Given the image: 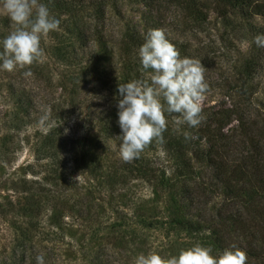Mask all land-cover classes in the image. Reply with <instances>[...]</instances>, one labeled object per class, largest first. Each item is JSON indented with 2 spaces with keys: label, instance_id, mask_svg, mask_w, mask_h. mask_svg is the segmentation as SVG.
<instances>
[{
  "label": "trees",
  "instance_id": "16d2710c",
  "mask_svg": "<svg viewBox=\"0 0 264 264\" xmlns=\"http://www.w3.org/2000/svg\"><path fill=\"white\" fill-rule=\"evenodd\" d=\"M120 1L138 19L113 32L75 0H43L60 20L41 40L43 57L25 69L30 77L0 71V264H36L37 255L59 264L51 253L63 246L81 264H133L194 245L264 264V48L254 43L264 0H166L173 21L161 0ZM211 24L233 52L223 102L201 106L197 128L178 129L165 114L162 139L123 161L117 89L147 79L137 55L146 34L163 30L191 59ZM11 28L0 16V41ZM84 94L107 105L89 113ZM27 151L32 160L19 165Z\"/></svg>",
  "mask_w": 264,
  "mask_h": 264
},
{
  "label": "clouds",
  "instance_id": "9594fccd",
  "mask_svg": "<svg viewBox=\"0 0 264 264\" xmlns=\"http://www.w3.org/2000/svg\"><path fill=\"white\" fill-rule=\"evenodd\" d=\"M0 11L7 14L12 26L9 35L0 41V71L25 70L39 62L44 55L41 40L59 28L60 20L42 0H0ZM254 43L264 48V33L257 35ZM137 55L147 79L119 84L117 89L119 155L125 162L139 158L154 139H162L168 123L165 114L172 116L178 129L184 124L197 128L203 119L201 101L207 91L201 62L181 59L163 30H149ZM23 75L30 77L32 73L25 70ZM46 119L42 117L41 123ZM183 134L185 139L193 138L187 131ZM35 261L46 264L43 255H37ZM245 261V254L239 250L224 249L213 255L212 249L194 245L167 259L154 252L141 253L133 264H245Z\"/></svg>",
  "mask_w": 264,
  "mask_h": 264
},
{
  "label": "rangeland",
  "instance_id": "374dc122",
  "mask_svg": "<svg viewBox=\"0 0 264 264\" xmlns=\"http://www.w3.org/2000/svg\"><path fill=\"white\" fill-rule=\"evenodd\" d=\"M79 3L81 9H88L86 15L96 16L98 19L97 25L99 27H106L107 29L117 31L120 27L119 20H123L124 24H127L132 18L138 19L136 14L137 8L132 5L131 2H127L128 6L120 0H75ZM43 2V0H42ZM163 10L166 18H170L169 21L175 20L174 15L177 13V7L172 5L166 0H161ZM135 12V13H134ZM0 16H7L6 13L0 11ZM214 16H212V20ZM172 27V26H171ZM218 32L213 24L210 25L208 30L203 36H201L200 42L196 44L197 49H203L201 53L197 51L193 60L200 61L204 70V78L207 84V91L204 94V99L201 101V106L209 107L221 105L224 98V89L227 85V81L232 74V65L230 58L233 57L231 52V45L224 41L218 40ZM235 49V48H232ZM1 79V77H0ZM43 95V94H42ZM44 101L41 96L40 100ZM82 103L86 106V111L89 113L98 114L106 105L107 102L99 96L94 98L92 94H84L81 98ZM48 101V100H47ZM86 103H85V102ZM0 103L2 101L0 100ZM3 110L0 108V114ZM85 127L89 126L90 118L87 116L83 119ZM44 123H41V125ZM32 133V130L29 131ZM31 153L25 152L19 158V165L25 164L31 161ZM2 171L0 172V175ZM3 175V174H2ZM60 247V246H59ZM60 249V248H59ZM108 250V249H107ZM49 251V250H46ZM48 255V254H47ZM51 257L58 259V263L62 264H81L80 259L68 250V247L63 246L61 250L51 253Z\"/></svg>",
  "mask_w": 264,
  "mask_h": 264
}]
</instances>
